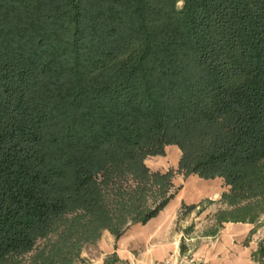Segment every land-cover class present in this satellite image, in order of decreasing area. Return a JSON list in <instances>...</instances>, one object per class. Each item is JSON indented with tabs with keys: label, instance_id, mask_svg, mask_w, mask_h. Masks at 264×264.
I'll use <instances>...</instances> for the list:
<instances>
[{
	"label": "trees",
	"instance_id": "trees-1",
	"mask_svg": "<svg viewBox=\"0 0 264 264\" xmlns=\"http://www.w3.org/2000/svg\"><path fill=\"white\" fill-rule=\"evenodd\" d=\"M170 143L229 186L220 221L264 213V0H0V264L156 215Z\"/></svg>",
	"mask_w": 264,
	"mask_h": 264
},
{
	"label": "crops",
	"instance_id": "crops-1",
	"mask_svg": "<svg viewBox=\"0 0 264 264\" xmlns=\"http://www.w3.org/2000/svg\"><path fill=\"white\" fill-rule=\"evenodd\" d=\"M179 152L178 145L167 144L165 154L152 155L156 160L154 162L158 163V168L155 169L165 171L169 165L177 164ZM185 174L178 172L173 176L172 182L178 188L156 215L143 223H130L117 237L109 229H104L95 242L82 248L80 256L84 258V262L81 264H150L175 251L182 238L192 240L194 238L192 235L187 236L188 233L176 226L182 220V217L178 216L180 209L183 205L198 206L204 198L221 202L222 192L229 186L221 176L203 177L194 172ZM225 222L227 221L223 224ZM244 229L249 237L251 227L246 226ZM216 233L217 231L211 235ZM220 235V248L228 254L227 252L234 248L230 243L231 234L224 230ZM261 240L264 245V239ZM201 251V245H198L193 254L198 257L203 253Z\"/></svg>",
	"mask_w": 264,
	"mask_h": 264
},
{
	"label": "rangeland",
	"instance_id": "rangeland-1",
	"mask_svg": "<svg viewBox=\"0 0 264 264\" xmlns=\"http://www.w3.org/2000/svg\"><path fill=\"white\" fill-rule=\"evenodd\" d=\"M178 5L180 6L181 2H179ZM180 154L181 150L179 152V158ZM152 155H147L144 161L149 165L150 169L157 170L155 167L158 168V163L154 162L156 160ZM170 168L173 170L172 178L178 172L185 174V171L179 167V160L177 164L169 165L168 169ZM133 182L132 179L127 181V183L131 185ZM176 188H178V186H174L172 182L170 192L176 191ZM147 199L148 204H152L156 200L150 194H148ZM210 201L211 200L208 198H204L199 202L198 206L194 208L186 209L183 206L180 209L178 216L182 217V220L179 225L176 226H179L185 233H188L187 236L192 235L194 238L189 241L182 238L178 247L176 246L175 251L169 252L163 258L157 259L150 264H167L165 258L172 252L175 256L170 260V264H264V253L257 250L264 231V213L254 222L220 221L218 218L219 211L228 209L230 206H228L222 198L220 199L221 202ZM224 221L227 222L223 224ZM246 226L251 227L249 237H247V231L245 232L244 229ZM224 230L230 232L232 237L230 243L234 246V248H231L230 252H227L228 254L224 253L220 248V234H222ZM216 231L217 233L215 235H211ZM88 244L90 243L85 244L82 248L86 247ZM198 245H201V252L203 253L195 257L193 251ZM256 250L258 253L254 254ZM82 262H84V258L81 256L75 260V264H81ZM21 264H27V262L24 261Z\"/></svg>",
	"mask_w": 264,
	"mask_h": 264
},
{
	"label": "built area",
	"instance_id": "built-area-1",
	"mask_svg": "<svg viewBox=\"0 0 264 264\" xmlns=\"http://www.w3.org/2000/svg\"><path fill=\"white\" fill-rule=\"evenodd\" d=\"M174 253L172 252V253H170L166 258H165V262L167 263V264H170V260L172 259V258H174ZM176 258V257H175Z\"/></svg>",
	"mask_w": 264,
	"mask_h": 264
}]
</instances>
